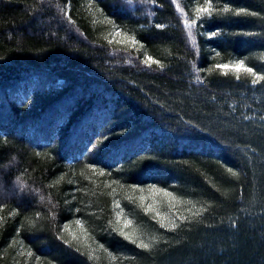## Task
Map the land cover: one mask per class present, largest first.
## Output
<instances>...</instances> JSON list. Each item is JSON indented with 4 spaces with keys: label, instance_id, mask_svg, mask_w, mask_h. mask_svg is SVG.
<instances>
[{
    "label": "trees",
    "instance_id": "16d2710c",
    "mask_svg": "<svg viewBox=\"0 0 264 264\" xmlns=\"http://www.w3.org/2000/svg\"><path fill=\"white\" fill-rule=\"evenodd\" d=\"M213 3L0 0V264H264V0Z\"/></svg>",
    "mask_w": 264,
    "mask_h": 264
},
{
    "label": "snow or ice",
    "instance_id": "6c2138e0",
    "mask_svg": "<svg viewBox=\"0 0 264 264\" xmlns=\"http://www.w3.org/2000/svg\"><path fill=\"white\" fill-rule=\"evenodd\" d=\"M181 11H183L181 9ZM196 12H197V17L196 19L192 20L191 23H189L188 20H185L184 23H185V26L186 27H191L193 24H196L197 21L199 19H201L202 17H211L213 14H216V15H220V14H224V13H232L233 15H236V16H241V15H256V13H250L248 12L246 9H232L230 8L229 6H224L222 8H219L217 9L215 6H214V3H213V0H205V4L203 6H200L196 9ZM111 23V21H110ZM159 27V25H158ZM116 35L119 36L121 35L120 32H116ZM219 35L218 32H212L211 33V37H215ZM127 40L131 41L133 45L136 44V39L134 36L132 37H129V36H126L125 37ZM149 61H152V63H156V64H159V61H155V60H152L151 57H147L144 61L145 64H148ZM162 67V65H160ZM216 68L218 69H222L223 70V74L224 75H228L229 74V71L235 73V78L237 80H239L241 78V72L247 74V75H250L252 77L251 79V83L253 85L261 82V81H264V74H257V72L252 68V67H248L246 65V62L244 60H237L235 62H230V63H225V64H218V65H215ZM229 172H232L233 175H237V173L233 172V170L231 168L228 169ZM137 186H133V188H136ZM152 187V190L153 191H158V192H163L165 196H169L171 197L172 196V193H169L167 191H165L164 189H157L155 186H151ZM140 191H143V189H140ZM144 197H141V200H143ZM151 210V206H149L148 208H145V211H150ZM132 221L131 220H128L125 222V224L123 225V227L119 228V229H116L119 234L121 236H124L126 239H129L132 243H137V240L136 239H133L132 235H130L129 233H126L123 229L126 228L129 224H131ZM76 224L80 226L81 230L84 231L86 233V230L83 229V223L79 220L76 221ZM177 227L175 221H172L171 222V228L174 230L175 228ZM67 226H65V231H67ZM61 240L64 241V243L68 244L69 246L72 245L73 241L76 240V241H79V237H77L75 234L72 235V239H64V237L61 235L59 237ZM85 241L87 240V236L85 235L84 237ZM139 247L141 248H144V249H150L151 247V244L150 243H145L142 239L139 241ZM103 247V246H101ZM77 251H80V248L77 247L76 249ZM29 255H31V253H29ZM37 264H39V258H37ZM48 264H52V262H48Z\"/></svg>",
    "mask_w": 264,
    "mask_h": 264
},
{
    "label": "rangeland",
    "instance_id": "374dc122",
    "mask_svg": "<svg viewBox=\"0 0 264 264\" xmlns=\"http://www.w3.org/2000/svg\"><path fill=\"white\" fill-rule=\"evenodd\" d=\"M116 32H118V31H117V29H116V30H114V31L112 32V36H114V37H115V35H116ZM56 116H57V115H56ZM7 123H8V122H7ZM7 123H6V124H7ZM8 125H9V123H8ZM160 197H161V198H159V199H161V201H162V199H164V200H165V199H168V198H169V196H165L163 192H161V194H160ZM125 222H126V220H123V223H122V224L124 225V224H125ZM122 227H123V226H122Z\"/></svg>",
    "mask_w": 264,
    "mask_h": 264
}]
</instances>
